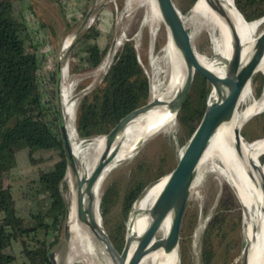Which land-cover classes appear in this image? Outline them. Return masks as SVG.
I'll return each instance as SVG.
<instances>
[{"label":"rangeland","instance_id":"obj_1","mask_svg":"<svg viewBox=\"0 0 264 264\" xmlns=\"http://www.w3.org/2000/svg\"><path fill=\"white\" fill-rule=\"evenodd\" d=\"M11 1L16 16L27 21L30 32L37 43L39 42V55L45 61V71L56 74L57 98L50 112L54 116V112L60 111L62 124H66L68 133L69 121L66 116L65 121L63 119L61 96L64 84L63 66L68 67L67 84L70 85V95L76 104V118L81 99L102 84L126 42L130 41L135 45L139 62L149 79V99L155 86L165 81L167 59L164 47L168 42V33L164 21L151 27L144 20V10L126 12V0ZM173 1L186 16L190 14L197 0ZM263 31L264 26L257 33L258 37ZM190 33L193 34L195 49L212 57V34L208 28L196 24ZM90 35L93 36L89 37ZM68 38H71V43L64 51ZM88 43L99 46L103 56L100 63L95 64L89 60ZM107 61L108 68L100 72V66ZM259 76L264 77V72H255V81L252 83L253 87L251 86V93L255 98H260L264 93V82L260 86ZM250 102L241 103L239 110L245 109ZM263 113L264 111L242 126L241 135L248 142L264 138ZM189 140L186 128L177 120L173 132L160 133L147 139L139 146L135 157L119 164L102 186L101 214L104 213L103 201L107 200L106 215L102 216L103 225L122 249L125 246L131 214H125L127 195L139 180L144 184L142 194L150 184L167 177L178 164L180 152L187 147ZM65 148L67 155L72 158V147L67 139ZM29 152L22 150L17 154L15 168L3 182L5 187L12 188L19 215L34 222L43 218L41 213L47 208L46 199L37 194L39 185L36 182L41 173L50 172L55 167L60 156L55 149ZM70 167L69 165L68 170ZM214 169V166L203 169L199 184L188 198L179 242L181 264L244 263L247 246L244 208L233 189L219 180ZM61 187L70 207L71 188L66 176ZM65 226L66 222L57 234L58 243L52 250L55 257L58 253L65 252ZM206 250L212 253L209 258Z\"/></svg>","mask_w":264,"mask_h":264},{"label":"bare ground","instance_id":"obj_2","mask_svg":"<svg viewBox=\"0 0 264 264\" xmlns=\"http://www.w3.org/2000/svg\"><path fill=\"white\" fill-rule=\"evenodd\" d=\"M125 7L126 12L131 13L144 10V20L151 27L164 21L168 33V42L164 47L167 59L165 81L158 83L152 90L150 108L134 116L113 140L104 135L87 141L81 139L76 130V104L70 95V85L67 84L68 67L63 66L64 84L61 96L64 118L66 116L69 121V133L66 124L64 129L66 128L65 134L72 147L74 168L70 167L66 175L71 188L66 221L69 236L65 240V252L58 253L55 257L57 264H105L99 259L98 248L96 249L87 227L79 221L77 195L80 189L89 222L96 229L105 253L110 256L113 264H119L122 260L131 263L138 256V236L146 230L151 221L149 211L168 180L167 176L150 184L137 199L127 224L128 241L125 255L117 254L101 228V188L119 164L135 157L137 149L147 139L174 131L185 91L196 74L176 42L161 12L159 0H126ZM181 18L189 30L198 24L211 32L212 57L196 51L200 63L211 76L220 94L222 81L238 48L241 49L244 63L250 59L258 39L257 33L264 26V17L248 22L237 9L234 0H197L190 14L185 16L181 12ZM191 38L193 39L192 33ZM70 43L71 38H68L64 51ZM108 63L109 61L104 62L99 71H105ZM256 71L264 72V46L253 64L241 73L234 116L228 124L217 130L186 191L188 199L207 166H214L219 180L226 182L233 189L243 205L247 224V246L243 264H264V163L261 162L264 157V138L248 142L243 136L238 139L235 135L237 131L241 132L242 126L248 120L264 111V93L260 98H255L251 93L252 78ZM249 100L251 102L247 107L240 111V104ZM192 144L193 141L189 142L180 152V159ZM95 171H98L97 179L89 182ZM81 181L83 183L80 185ZM176 212L177 208L173 207L167 213L157 234L155 248L140 264H181L180 246H172L169 243Z\"/></svg>","mask_w":264,"mask_h":264},{"label":"trees","instance_id":"obj_3","mask_svg":"<svg viewBox=\"0 0 264 264\" xmlns=\"http://www.w3.org/2000/svg\"><path fill=\"white\" fill-rule=\"evenodd\" d=\"M234 1L248 22L264 17V0ZM38 45L27 21L16 16L12 1L0 0V264H53L49 254L58 243L57 234L69 212L61 187L69 166L61 113L56 111L52 116L50 112L57 98L56 74L45 71ZM87 53L91 62L102 61L98 45L88 43ZM263 82L264 77L259 76L260 86ZM149 91V79L135 45L126 42L102 84L79 103L76 118L79 137L88 140L109 134L124 117L149 103ZM206 109L207 91L195 74L190 94L177 116L189 138ZM262 118L264 121V113ZM41 149L57 150L60 159L50 172L41 173L36 182L37 194L46 199L47 208L41 213V220L29 222L19 215L12 188L5 187L3 180L15 168L20 151L34 153ZM261 162L264 163V157ZM143 189L139 180L127 195L126 215ZM106 204L104 199L102 216L106 215ZM108 235L121 252V246ZM206 253L208 258L212 255L211 251Z\"/></svg>","mask_w":264,"mask_h":264},{"label":"water","instance_id":"obj_4","mask_svg":"<svg viewBox=\"0 0 264 264\" xmlns=\"http://www.w3.org/2000/svg\"><path fill=\"white\" fill-rule=\"evenodd\" d=\"M159 3L161 12L168 26L170 27L176 42L182 49L189 64L194 69L196 77L198 76L205 85L207 91V109L200 125L189 140V142L193 141V144L187 148L184 157L182 159H179V162L176 167L172 170L169 175H167L168 180L166 182V185L164 186L163 190L161 191L149 211L151 221L146 230L141 235H139L137 239V258L131 263H126L122 260L119 264H140L143 258L153 251V249L155 248V240L160 230V227L163 224L167 213L173 207L177 208V212L171 230L169 243L172 246H180V233L186 205L188 202L186 191L189 182L217 130L222 125L228 124L232 120L235 110L237 108V101L239 97L238 90L240 84V75L253 64L262 46H264L263 31L254 45L253 53L250 59L246 63L243 62L241 49L238 48L228 68L227 74L222 81L223 87L219 94L217 88L213 84L211 76L199 61L197 51L192 42L190 30L185 26L181 18V10L177 7L173 0H159ZM193 82L194 80L190 81L189 86L185 91L184 98L181 102L180 110L190 94ZM213 96L215 97L213 98ZM149 108L150 103L136 109L135 111L124 117L111 130V132L105 136L109 140H113L117 136V134L132 120L134 116L146 112ZM61 127L63 138L65 140L67 139V137L65 134L64 125L62 124ZM235 135L238 139H240L242 136L240 131H237ZM68 161L69 165L74 168L72 158L69 156ZM97 177L98 171H95L91 176L89 182L95 181ZM82 183L83 182L81 181L80 185ZM83 203V194L82 190L80 189L77 195L79 221L87 227L89 234L91 235V238L94 244L96 245V249L98 248L97 251L99 259L102 260L105 264H113L110 256L105 253L103 245L101 246L96 229L93 228V226L89 222ZM132 212L133 209L131 210V214ZM101 228L106 236L107 241L110 243L115 252L117 254L120 253L122 256H124L128 241L127 237L123 250L119 252L113 245L106 229L102 224ZM68 236L69 233L67 231V227L65 226V240L68 238ZM107 236L109 237V239ZM49 258L53 264H57L55 261V253L53 251L49 254Z\"/></svg>","mask_w":264,"mask_h":264}]
</instances>
